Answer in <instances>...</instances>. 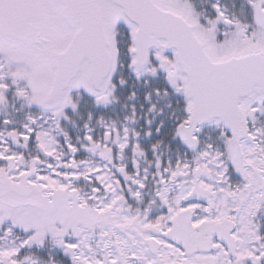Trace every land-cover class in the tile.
<instances>
[{"label":"snow or ice","instance_id":"snow-or-ice-1","mask_svg":"<svg viewBox=\"0 0 264 264\" xmlns=\"http://www.w3.org/2000/svg\"><path fill=\"white\" fill-rule=\"evenodd\" d=\"M0 264H264V0H0Z\"/></svg>","mask_w":264,"mask_h":264}]
</instances>
